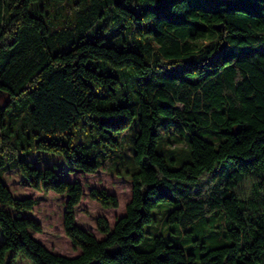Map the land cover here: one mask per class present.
Listing matches in <instances>:
<instances>
[{
	"label": "trees",
	"instance_id": "1",
	"mask_svg": "<svg viewBox=\"0 0 264 264\" xmlns=\"http://www.w3.org/2000/svg\"><path fill=\"white\" fill-rule=\"evenodd\" d=\"M100 27L114 30L107 38ZM170 129L189 132L178 166L156 149ZM127 139L131 197L113 224L95 218L97 237L76 222L82 184L29 157L58 155L67 172L91 173ZM11 167L65 195L63 231L78 254L31 234L41 223L21 212L37 199L12 194ZM87 195L119 204L104 188ZM162 201L172 204L168 234L141 248ZM217 213L224 242L187 251L176 231ZM0 235V264L18 254L32 264H264V0H0Z\"/></svg>",
	"mask_w": 264,
	"mask_h": 264
},
{
	"label": "rangeland",
	"instance_id": "2",
	"mask_svg": "<svg viewBox=\"0 0 264 264\" xmlns=\"http://www.w3.org/2000/svg\"><path fill=\"white\" fill-rule=\"evenodd\" d=\"M52 2L54 0H51ZM60 1V0H58ZM51 5L49 14L53 16L57 7ZM56 19L53 16L52 21ZM102 20L100 19L99 22ZM99 25H95L93 28ZM114 28H102L95 31V34L102 33L105 37L111 34ZM107 41V40H106ZM130 82L131 76H125ZM189 132L184 129H170L160 131L156 149L164 154L170 166H178L183 161L189 159L188 146ZM131 153V140L127 139L123 145V151L120 157H117L113 164L106 163L105 167L98 168L95 172L85 173L80 171L67 172L62 157L46 152H39L38 155H31L29 159L37 166L45 167L52 166L57 173L69 180H78L83 187L84 195L75 207L76 222L87 230H90L97 237H101L96 227L95 218L102 214L110 224H113L115 218L122 214L125 209V204L131 197V180L124 173L126 168H131L128 156ZM4 182L14 196H33L37 199V203L31 210L22 211L21 214L29 216L41 223L42 231H31V234L41 241L48 249L53 252L73 256L79 253L78 248H74L64 234L62 215L64 211L65 195L54 191L43 192L29 186L25 178L21 175L17 168L11 167L3 172ZM96 186L104 188L107 191L114 193L118 198L117 207H103L97 201L88 197L87 192L89 187ZM172 204L169 201H162L155 207L151 208V220L144 224V235L138 243L141 248L151 247V236L161 233L167 235L166 224L164 217ZM13 214L17 212L7 206H4ZM202 218L196 220L189 225L185 231L179 228L176 231V236L180 238L179 242L187 251L199 253L201 246L211 247L217 246L224 242L218 239L219 229L223 228L221 224L223 218L220 213L212 217L209 222H202ZM1 240V235H0ZM15 264H32L27 258L18 254L15 259Z\"/></svg>",
	"mask_w": 264,
	"mask_h": 264
}]
</instances>
